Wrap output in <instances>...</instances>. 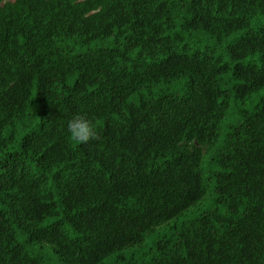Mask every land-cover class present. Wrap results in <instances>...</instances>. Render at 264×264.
Returning <instances> with one entry per match:
<instances>
[{"label": "trees", "instance_id": "trees-1", "mask_svg": "<svg viewBox=\"0 0 264 264\" xmlns=\"http://www.w3.org/2000/svg\"><path fill=\"white\" fill-rule=\"evenodd\" d=\"M0 264H264V0H0Z\"/></svg>", "mask_w": 264, "mask_h": 264}, {"label": "clouds", "instance_id": "clouds-1", "mask_svg": "<svg viewBox=\"0 0 264 264\" xmlns=\"http://www.w3.org/2000/svg\"><path fill=\"white\" fill-rule=\"evenodd\" d=\"M99 11V9H96ZM67 137L70 143L82 145L98 139L99 131L93 121L86 115H76L67 122Z\"/></svg>", "mask_w": 264, "mask_h": 264}, {"label": "rangeland", "instance_id": "rangeland-1", "mask_svg": "<svg viewBox=\"0 0 264 264\" xmlns=\"http://www.w3.org/2000/svg\"><path fill=\"white\" fill-rule=\"evenodd\" d=\"M211 187H213V186H211ZM211 195V194H210ZM210 195H209V197L208 198H210ZM164 232V231H163Z\"/></svg>", "mask_w": 264, "mask_h": 264}]
</instances>
